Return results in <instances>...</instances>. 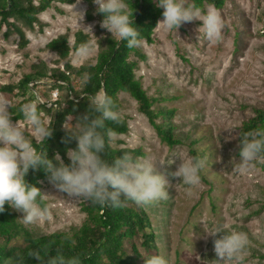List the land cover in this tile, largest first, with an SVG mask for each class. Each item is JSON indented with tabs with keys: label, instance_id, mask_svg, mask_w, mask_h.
Wrapping results in <instances>:
<instances>
[{
	"label": "rangeland",
	"instance_id": "1",
	"mask_svg": "<svg viewBox=\"0 0 264 264\" xmlns=\"http://www.w3.org/2000/svg\"><path fill=\"white\" fill-rule=\"evenodd\" d=\"M34 2L38 4L40 0ZM96 7L92 0H76L73 5L54 2L38 15L40 22L35 29L21 24L26 36L24 45L19 34L6 37L3 29L0 97L18 105L22 97L4 92L2 86L17 84L25 75L44 66L48 73L55 68L64 70L58 63V54L47 48L48 43L62 34L69 35L70 47L79 31L88 34L93 44L91 56L80 58L72 50L70 61L75 67L94 64L99 52L98 40L112 36L101 27L103 18ZM218 10L225 24L219 42L209 43L202 35L199 38L202 21L194 19L182 24L178 31L157 26L153 41L143 40L137 46L145 58L131 56L138 62L136 78L148 96L157 100L154 107L173 111L169 120L174 134L182 141L180 144L169 146L163 142L139 110L137 101L128 93H120V118L127 122L129 131L114 135L112 146L140 149L141 155L147 153L154 160L165 159L163 164L157 162L156 170L170 181L169 199L145 207L151 219L155 247L146 250L141 247L140 239L136 243L141 254H162L169 264H210L209 260L215 257L214 238L207 236L204 223L209 227L226 224L230 229L245 232L249 238L247 264H264V163H255L246 174L234 171L232 163L234 158L239 161L243 124L255 116L256 109H264V0H225ZM162 19L163 16L159 21ZM73 82L80 94L81 81L74 77ZM30 85L28 100L38 93L42 98L40 104L45 102L51 108L68 94L49 78ZM9 110L15 111L11 107ZM40 111L50 125L54 109L40 108ZM67 121L75 124L72 118ZM25 127L31 135V127ZM180 149L189 156H195V150L197 156L206 157L201 185L191 196L186 194L184 185L176 186L182 178L171 175L181 163L179 155L173 152ZM168 160L173 163H167ZM40 182L52 219L25 225L21 220L24 213L12 208L18 221L34 236L79 227L85 217L82 210L85 200L68 196L48 179ZM9 245L22 247L25 241L16 239Z\"/></svg>",
	"mask_w": 264,
	"mask_h": 264
},
{
	"label": "clouds",
	"instance_id": "2",
	"mask_svg": "<svg viewBox=\"0 0 264 264\" xmlns=\"http://www.w3.org/2000/svg\"><path fill=\"white\" fill-rule=\"evenodd\" d=\"M96 12L103 14L100 21L113 37L127 42L128 47L141 43L138 27L133 23V13L128 0H92ZM156 6L163 9L162 25L166 30L178 31L185 22L194 19L202 21L199 38L202 35L209 43L223 38L224 19L220 11L209 5L202 10L188 0H155ZM88 28H91L89 26ZM93 52L91 42L83 43L75 55L87 58ZM86 114L80 116L75 124L66 121L63 127L65 143L74 139L75 148L67 149L70 163H65L60 152L49 157L47 150L38 149L34 140L46 141L52 135V127L42 118L39 104L42 98L37 93L34 99L14 105L7 98L0 97V212L5 204L24 213L21 220L25 225L40 224L52 219L50 206L43 203L41 188L29 184L25 177L30 169H42L48 180L61 192L70 197L84 199L94 204L121 208L129 202L148 207L160 200L169 199L170 181L157 172V162L152 155L136 156L124 151L111 161L105 158L107 146L114 132L106 127V121L118 122L120 112L115 101L102 88L88 97ZM10 107L15 112H10ZM20 114L23 119L13 122L12 116ZM25 125L32 129L29 135ZM239 161L233 159V170L246 174L255 163H264V124L241 134ZM181 158L173 177L182 178L178 185H184L186 194L191 196L201 185V170L206 157L189 156L183 149L174 151ZM167 163H173L168 160ZM207 236L213 237L215 257L210 264H247L248 235L243 231L230 229L226 224L208 226L204 223ZM207 238V237H206ZM144 264H169L162 254L143 255ZM29 257L41 264H81V255L66 256L58 248L55 255L41 256L39 249L30 253L17 251L15 256L0 261V264H27Z\"/></svg>",
	"mask_w": 264,
	"mask_h": 264
},
{
	"label": "trees",
	"instance_id": "3",
	"mask_svg": "<svg viewBox=\"0 0 264 264\" xmlns=\"http://www.w3.org/2000/svg\"><path fill=\"white\" fill-rule=\"evenodd\" d=\"M54 2L73 5L76 0H40L35 4L34 0H0V33L6 29L8 37L13 33L19 34L22 44H26L25 33L21 24L30 29L40 22L38 15L51 7ZM199 6L202 10L207 5L221 9L225 0H188ZM133 15L134 26L138 27L141 41H153V34L163 10L156 6L155 0H128ZM103 18V14L100 13ZM89 19L92 20L89 14ZM89 35L79 31L75 36L73 47L69 45V35L62 34L47 44V48L56 52L59 56V64L64 70L55 68L48 73L44 66L42 70L25 75L17 84L2 86L4 92L22 97L21 102L28 101L26 97L31 83L43 79H52L58 87H64L68 92L66 98H60L53 103L56 107H48L47 103L39 104V108L50 111L54 109L51 122L52 135L46 141L37 142L38 149L47 150L49 157L60 152L65 163H70L67 149L75 148L77 142L72 139L65 143L66 130L64 123L72 118L77 119L88 111V97L101 88L113 98L118 111L121 109L120 93H128L139 104L141 113L147 116L159 138L169 146H175L182 141L174 134V127L169 118L173 111L154 107L155 101L151 99L140 81L136 78L138 62L131 59L132 54L145 58L136 47H128L127 42L118 40L110 35L98 40L99 52L94 64L75 67L70 61L71 51H77L83 43L89 42ZM82 83L79 94L75 89L73 78ZM17 90V92H16ZM17 105V106H18ZM15 111H13L14 113ZM22 119L19 113L12 116L13 121ZM159 120V122H158ZM264 124V109H256L255 116L245 122L240 130L241 134L258 125ZM106 127L111 128L114 135L127 134L129 126L125 120L118 122L106 121ZM240 145V144H239ZM124 151H130L134 155H141L140 149L129 147H113L110 143L105 151V158L110 161ZM193 153L196 155L195 150ZM29 184L42 189L41 180H46L47 174L42 169H30L25 177ZM43 203H46L45 200ZM5 210L0 212V261L15 256L16 252L30 253L33 249H39L42 257L55 255L58 248L63 250L66 256L81 255V264H144L136 240H141V247L151 250L155 247V235L151 230V219L145 207L129 202L121 208L102 206L86 201L82 205L85 217L79 227H73L67 232H54L49 235L34 236L23 224H21L12 207L5 204ZM23 239L24 246H10V242ZM27 264H41L35 258L29 257Z\"/></svg>",
	"mask_w": 264,
	"mask_h": 264
}]
</instances>
